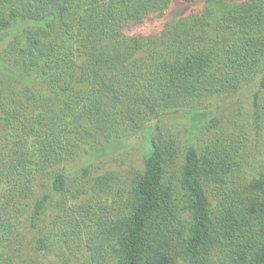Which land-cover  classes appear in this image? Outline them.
<instances>
[{"label": "trees", "instance_id": "obj_1", "mask_svg": "<svg viewBox=\"0 0 264 264\" xmlns=\"http://www.w3.org/2000/svg\"><path fill=\"white\" fill-rule=\"evenodd\" d=\"M85 1L0 0V36L15 31L25 36L20 58L13 64L17 67L0 57V71L25 86L29 101L36 97L37 87L50 85L61 95L64 86H73L80 94L83 85L89 86V99L95 101L84 104L91 111L90 118L84 117L90 129L80 123L81 131L91 134L100 123L106 126L107 122L113 128L121 123L129 129L143 128L144 168L129 177L125 200L117 211L99 215L88 232L85 245L91 262L108 264V248L115 243L117 264H178L179 260L189 264H264V232L250 220L245 200L231 190L242 171L244 142L215 140L203 152L189 147L178 163L173 141L165 139L157 126L141 123L136 107L127 104L131 84L136 82L127 66L152 41L146 43L142 35L125 30L152 14H165L171 0H91L90 8ZM223 18L232 30L241 33L244 45L254 47L249 58L250 66H254L264 54V0H245L225 11ZM181 24L167 35V43L163 40L168 48L181 49L194 35L195 26L184 21ZM67 33L73 42L80 41L77 58L76 53L71 56L57 48L61 39L70 38ZM50 36H54L52 41ZM218 56L204 46L174 54L161 52L159 58L148 60L144 78L149 88L143 97L152 94L168 102L216 91L231 92L237 87L232 74L236 64H232V73L216 75ZM244 62L238 66L243 67ZM34 73L42 79L38 75L33 79ZM261 86L264 88V75ZM145 103L152 109L149 100ZM45 110L36 115L37 122L56 111ZM203 116V112L192 113L195 127L202 123ZM39 138L31 143L28 138L14 137L8 150L4 147L0 152V180L11 185L12 191L5 198L14 203L0 207V239L11 242L17 251L23 242L19 230L22 208L16 198L19 192L30 193ZM123 143L111 137L95 151L96 158L116 152ZM38 154L44 164L52 161L49 153ZM106 179L99 177L97 184L102 186ZM67 180L63 172L54 174L51 193L36 202L34 218L47 210L56 195L60 204L66 205L70 193ZM211 193L219 198L216 208ZM182 212L188 215L184 224L179 218ZM255 218L264 224V208ZM178 224L182 231H176ZM40 243L46 247L48 240L42 237ZM162 248L166 262L162 260Z\"/></svg>", "mask_w": 264, "mask_h": 264}, {"label": "rangeland", "instance_id": "obj_2", "mask_svg": "<svg viewBox=\"0 0 264 264\" xmlns=\"http://www.w3.org/2000/svg\"><path fill=\"white\" fill-rule=\"evenodd\" d=\"M90 1H85L88 8L91 7ZM243 1L200 0L189 3L171 0L165 14H152L144 22L127 26L125 31L128 34H140L146 43L152 41L127 66L130 77L136 79L135 83L130 81L133 83L127 104L136 107L141 123L157 126L165 139L173 141L178 163L189 147L203 152L215 140L243 141L246 151L242 171L231 190L245 200L250 220L260 232H264V224L258 218L254 219L264 208V88L261 86L264 54L254 66H250V48L254 47L244 45L241 33L232 30L223 18L225 11ZM182 21L195 26L194 35L181 49L168 48L167 35ZM67 35L70 38L61 39L57 48L71 56L76 53L77 58L80 41L73 42L70 34ZM53 37L50 36L49 41ZM24 38L18 31L0 36V57L12 63V67H17L13 64L20 58ZM192 46H204L219 55L216 75L232 73V64H236V71L232 74L237 87L231 88V92L216 91L201 97L173 98L168 102L152 94L149 98L143 97L149 88L144 78L150 63L148 60L159 58L161 52L180 53ZM240 62H244L243 67L238 66ZM34 74L33 79L37 75L42 79L39 74ZM82 88L83 94H80L73 86H64L60 95L50 85L37 87L36 97L29 101L25 97V86L0 71V152L8 150L7 145L14 137L28 138L31 143L40 137L38 141H41L39 148L34 150L36 168L34 179L29 182L30 193L19 192L16 198L22 208L19 230L23 243L17 251L11 242L0 239V264H95L91 262L85 245L88 232L99 215H113L117 211L125 200L129 177L144 168L143 128L129 129L123 123L114 124L113 128L112 123L107 122L106 126L100 123L91 134L80 130V123L90 129V122L84 123V117L90 118L88 112L91 111L84 108V104L95 101L89 99V86L83 85ZM144 98L150 101L152 109ZM45 109L56 111L37 122L39 116L36 115L41 111L45 113ZM197 111L203 112L204 116L202 123L195 127L191 116ZM33 123H36L35 127ZM110 130L112 134L109 135ZM111 137H118L124 143L116 152L96 158L95 151ZM44 151L52 157V161L48 160L46 164L43 158L38 159V153ZM57 172L65 173L68 178L70 193L67 203L60 204L56 195L55 200L48 203L47 210L34 218L36 202L51 193L52 180ZM103 176L107 179L99 186L97 179ZM11 188L7 181L0 180V207L14 204L5 198ZM211 199L214 208L218 207L220 201L214 193H211ZM179 218L183 224L188 222L186 212H182ZM183 229L180 224L176 227V231ZM42 237L48 240L46 247L40 243ZM117 251L115 243L108 248V264H117ZM161 251L162 260L166 262L165 249ZM177 262L189 264L182 260Z\"/></svg>", "mask_w": 264, "mask_h": 264}]
</instances>
